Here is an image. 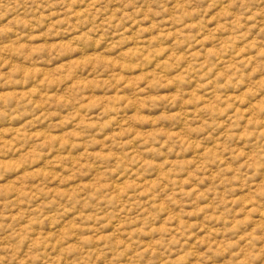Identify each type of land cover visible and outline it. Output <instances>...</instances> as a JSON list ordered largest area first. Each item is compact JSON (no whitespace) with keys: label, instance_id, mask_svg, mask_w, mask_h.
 <instances>
[{"label":"rangeland","instance_id":"1","mask_svg":"<svg viewBox=\"0 0 264 264\" xmlns=\"http://www.w3.org/2000/svg\"><path fill=\"white\" fill-rule=\"evenodd\" d=\"M0 264H264V0H0Z\"/></svg>","mask_w":264,"mask_h":264}]
</instances>
